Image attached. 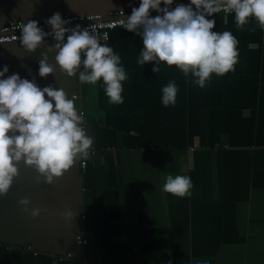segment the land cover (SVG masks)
Listing matches in <instances>:
<instances>
[{
	"label": "crops",
	"instance_id": "0c3cea01",
	"mask_svg": "<svg viewBox=\"0 0 264 264\" xmlns=\"http://www.w3.org/2000/svg\"><path fill=\"white\" fill-rule=\"evenodd\" d=\"M139 3L0 0V25ZM208 19L216 21L212 31L237 38L239 58L235 71L212 74L203 89L175 66L162 62L154 73V62L139 65L142 36L112 29L105 44L128 76L122 104L108 102L102 80L93 86L80 83L78 73H62L55 52L48 53L53 74L40 77L41 53L55 40L34 52L21 42L0 44V71L8 67L0 79L18 74L41 89L62 88L68 98L77 93L94 141L84 169L77 160L52 185L17 165L18 176L0 196V264H264V30L252 17L238 30L233 13ZM173 80L176 103L165 107L161 89ZM169 174L189 176L191 196L165 192ZM24 198L29 212L18 204ZM33 208L41 210L35 218ZM68 210L73 219L65 220Z\"/></svg>",
	"mask_w": 264,
	"mask_h": 264
},
{
	"label": "clouds",
	"instance_id": "9594fccd",
	"mask_svg": "<svg viewBox=\"0 0 264 264\" xmlns=\"http://www.w3.org/2000/svg\"><path fill=\"white\" fill-rule=\"evenodd\" d=\"M162 2L164 7H160ZM172 4L173 0H140L139 7L132 8L123 27L142 36L139 65L154 62V73L160 71L162 62L175 66L186 77L191 73L201 89L211 81L212 74L219 77L235 71L239 58L237 38L230 31H212L216 21L207 17L225 9L234 14L238 30L243 29L249 17L264 30V0H190L189 5L178 4L171 9ZM150 10L159 14L151 17ZM45 23L51 26V33L42 31L36 21L29 20L23 23L19 37L28 52H34L48 35L56 41L41 53L39 76L53 74L55 69L48 63V53L55 52V65L62 73L68 77L78 73L80 83L93 86L102 80L108 102L122 104L121 82L128 76L121 66V57L86 28L64 27L69 21L59 13ZM66 33L69 34L65 42ZM7 72L5 65L0 77ZM178 90L174 80L163 86L162 105L174 106ZM75 100V97L68 98L62 88L48 85L41 89L34 81L22 79L18 74L0 79V196L7 195L18 176L17 165L21 161L38 173L37 183L43 178L44 183L52 185L75 161L87 160L94 153L93 138L85 131L86 122ZM192 187L189 176L169 174L163 190L183 198L191 196ZM18 204L29 212L28 198L20 199ZM40 212L39 208H33L29 214L35 218ZM63 218L73 219L71 210Z\"/></svg>",
	"mask_w": 264,
	"mask_h": 264
},
{
	"label": "built area",
	"instance_id": "2783aa9c",
	"mask_svg": "<svg viewBox=\"0 0 264 264\" xmlns=\"http://www.w3.org/2000/svg\"><path fill=\"white\" fill-rule=\"evenodd\" d=\"M178 4H184V5H189L190 0H173V4L170 6L171 9H174ZM139 7V6H136ZM160 7H164L163 3H161ZM195 8L196 6L193 5ZM134 8V7H133ZM199 10V9H198ZM131 9H113V10H108L104 14H98V13H85V14H67V13H62L61 18L68 20L69 23L65 24L64 27L66 28H75L79 26L80 28L84 29L86 28L90 32L96 34L100 40L101 44H105L108 40L109 37V32L118 27H123V24L125 22V19L131 15ZM231 12L222 9L218 12L212 13L209 17H212L216 14H229ZM154 10H150V16L155 17L158 15ZM207 17V18H209ZM32 21L37 22V26L42 29V31L46 33H51V26L44 23L41 24L35 19H29ZM29 20H18V19H7L2 25H0V44L1 43H9V42H20V35H21V27L23 23H27ZM69 33L65 34V41L66 37ZM45 40H54L52 35H48L45 37ZM75 97L76 100L78 98L77 93H74L71 95V98ZM75 102L77 103V101ZM77 108L80 113L83 114V111L81 108L78 106L77 103ZM86 122V121H85ZM85 131H86V123L84 125ZM87 133V131H86ZM86 165V160H78V166L79 169L82 170L84 169ZM76 241L77 243L84 245L86 243L85 238L77 234L76 235ZM26 250H30V247L26 246ZM32 253L35 254V251H32ZM68 256V255H67Z\"/></svg>",
	"mask_w": 264,
	"mask_h": 264
},
{
	"label": "water",
	"instance_id": "95a60500",
	"mask_svg": "<svg viewBox=\"0 0 264 264\" xmlns=\"http://www.w3.org/2000/svg\"><path fill=\"white\" fill-rule=\"evenodd\" d=\"M118 9V8H117ZM88 14H90V13H88ZM13 43V42H12ZM85 57L82 55L81 56V59L83 60ZM81 69H83V65H81Z\"/></svg>",
	"mask_w": 264,
	"mask_h": 264
}]
</instances>
